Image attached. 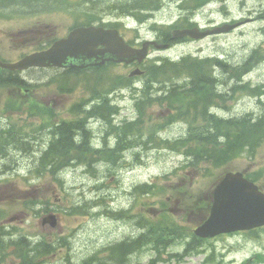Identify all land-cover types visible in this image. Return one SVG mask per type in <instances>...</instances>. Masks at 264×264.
<instances>
[{
    "label": "rangeland",
    "instance_id": "obj_1",
    "mask_svg": "<svg viewBox=\"0 0 264 264\" xmlns=\"http://www.w3.org/2000/svg\"><path fill=\"white\" fill-rule=\"evenodd\" d=\"M144 1L89 0L87 4H83L80 0H66L73 6L54 9L43 20L52 23L61 32L74 18L81 19L72 13L86 10L90 21L103 15L107 23L128 22L126 36L134 39L139 35L143 38L153 36L156 28L167 31L174 27H188L194 24L190 21L192 19L201 25H207L221 23L226 17H248L245 0H230L229 3H225V0ZM259 1L249 0L248 6L255 8ZM126 3L137 6L143 4L140 8L129 10L138 15L140 21L135 15L125 13L130 8ZM187 5H190L189 8H182ZM68 10L72 11L67 13ZM260 18L223 34L191 39L167 49H153L150 60H158L160 64L161 61H179L182 56H187L193 63L204 64L198 71L211 70L215 82H219L216 87L218 94H227L226 99L217 97V101L210 107L211 113L223 117H241L245 114L261 117L264 115V17ZM37 23L38 17L32 15L0 18V51L9 46L10 50L5 52V56L16 61L20 56V52L16 51L26 50L27 47L19 41L27 35L21 32L35 28ZM256 50L259 51L251 61L250 72L244 74L239 81L237 78L230 81L220 70L221 65L215 64L212 67L209 60L218 58L225 64L239 66L246 63ZM153 65V61H150L144 69ZM192 68L194 67L187 66L176 70L169 64L157 73L160 77L158 80H150L155 84L158 82L163 86L169 85L195 71ZM132 70L126 65L112 63L99 70L95 80L56 83L67 87L63 91L53 85L49 87V84L36 86L32 95L18 91L19 87L0 88V127H6L4 124L10 122L15 128H20L25 135L23 145L33 147L34 150H12L9 157H0V227L5 226L7 229L10 235L8 240L25 236L32 244L40 240L55 241L53 252L39 256L41 264H80L84 257L95 250L109 243L115 244L117 241L136 237L143 231L135 218L122 219L117 216L122 209L132 206V214L146 212L153 219L166 218L159 214L168 213L167 222L178 224L182 236L172 240L171 245L164 246L162 255H157L156 249L151 245L143 247L141 254L139 251V254L136 253L130 259L131 264H151V261L154 264H205L212 254L209 264H264L263 227L257 228V231L224 233L200 242L193 251H185L188 242L197 236L193 230L198 226V199L211 191L213 193L214 185L222 174L231 170H261L264 174V144L258 147L254 157L242 155L207 172L204 170L206 167L187 165L180 151L170 148L163 141L158 142L160 137L170 141L183 137L188 125L203 122L200 112L192 113L195 116L191 117L186 112L179 114L178 109L168 108L165 104L149 105L140 116L143 141L117 153L116 156L120 158L114 165L90 155L95 160V167L88 169L81 160L68 164L60 176L63 183L55 180L51 173L39 176L35 171V162L41 156L40 152L49 147H46V142L50 141L47 123L77 122L84 117L79 111L80 107L93 106L98 93L108 94L112 102L117 104L119 113L112 114L108 119L102 116L97 119L94 116L91 117V122L89 118L84 120L87 133L90 129L89 144L96 151L102 148L111 151L116 146L117 138L111 126L138 118L136 99L145 88V73L143 76H131ZM226 79L227 82H224ZM158 90L162 91L163 88ZM158 90L152 88L151 92L156 94ZM49 102L52 104L49 105ZM33 105H36L35 108ZM202 109L200 108L201 112ZM87 121L92 125H88L89 122L86 124ZM78 131L80 134L76 139H84V130ZM150 183L154 185L155 191H151L148 196L140 188L136 190L139 185ZM261 183L264 186V177ZM48 214L56 216V226L43 224V217ZM61 242L68 243L71 247L61 246ZM13 246L15 249L19 248V245ZM15 251L13 247L8 248L4 264L20 263L21 259Z\"/></svg>",
    "mask_w": 264,
    "mask_h": 264
},
{
    "label": "trees",
    "instance_id": "obj_2",
    "mask_svg": "<svg viewBox=\"0 0 264 264\" xmlns=\"http://www.w3.org/2000/svg\"><path fill=\"white\" fill-rule=\"evenodd\" d=\"M126 4L128 5V8L130 7L128 11L131 10V8L137 9L143 6L142 3L138 6L131 3ZM156 8L157 7H154V9ZM96 19L97 17L91 19L89 23L92 24ZM102 25L107 28L116 27V24L110 21ZM209 60L212 62V67L215 66V64L221 65L222 69L220 70H222V73L225 74L226 78L231 79L230 81H233L235 78L239 81L244 74H247L251 70V66L249 67L247 62L240 64L239 66H232L228 63H223V61L218 58H215V60ZM159 62L160 61L153 62L154 65L152 67L147 66L145 69L144 76H147L148 79L146 78L145 88L141 92V96L136 99V106L139 111L138 118L134 121H124V123L112 124L111 130L116 134L117 141L115 143L116 146L113 147L111 151L103 148L98 151L94 150L89 144V134L87 133V127L84 124V120L89 117L96 116L100 118V116H102L104 119H108L112 114L116 115L119 113L117 104L112 102L113 100L111 101L112 98H109L106 94L98 93L97 98H94L96 101L93 106H79V111L80 113H83V118L77 120V122L66 121L62 122L60 125H54L52 131L57 138H54V141L50 146L51 148L43 149V154L41 153V156L35 162L34 168L38 175L40 176L44 175V173H51L54 175L55 180H58L59 182L61 180L63 183L60 176L64 170H66L65 167H67L68 164L81 160L88 169L95 167V164L93 163L95 160L91 159L90 155H93V157H99L101 160L104 159L107 162H112L114 165L115 161L120 158L119 156H116L117 153H121L126 148L131 147L132 144L135 145L136 142L142 140L144 133L142 132V121H140L141 113H144L147 106H152L158 103L165 104L168 108L178 109L179 114L186 112L191 115V117L195 116H193L192 113L200 112L199 116L203 118L202 123H191L188 125L187 131L183 137L177 138L173 141L162 137L158 140L159 143L160 141H163L170 148H175L180 151L185 157L187 165L195 168L206 167L204 170L208 172L211 168H220L221 166L230 163L233 159L242 157V155L250 157L256 156L254 154H256L258 147L264 144V115L261 117H255L251 114H245L241 115V117H223L218 114H212L210 112L212 103L217 101V97L226 99L227 94L224 93V95H221L216 93L217 89L214 84L216 82L212 77L213 73L211 70L198 71L200 70L199 68H201V65L203 67L204 64H200L199 62L193 63L192 60H190V57L187 56H182L179 61H161L160 64ZM169 64H171L176 70L188 66L194 67L192 69L195 71L189 72L184 78L181 76V78H183L181 81L171 82L169 85L165 84V86L158 82L156 83L158 85H156L150 80L153 78H155L154 80H158L160 77L157 73H160L163 69L167 68ZM207 65H209L208 62ZM224 82H227V79L224 80ZM6 83L7 81L3 80V77L0 76V86L5 85ZM12 83L22 89L24 87H29L18 86L22 85V82L16 79V77H13ZM181 86H190V89H178ZM17 87L15 88L17 89ZM172 87H175V89H172ZM152 88H156V90L163 88V90H158V92L154 94L153 92L151 93ZM146 92L147 94H145ZM151 94L152 96L150 97ZM33 106L35 108L36 105ZM200 108H203L202 112L200 111ZM77 129H83L85 131L83 132L84 139H82L80 143L76 142L77 135H75L74 131H77ZM0 133L3 145V154L0 157H9L11 150H8L7 146H9L10 143L20 145V150L29 152L33 150V147H29L26 144L23 145L25 135L20 128L18 129L15 128V126L7 124L6 127L0 129ZM243 171L250 180L257 182L264 190V186L261 183L264 174L261 170ZM219 180H217V182ZM139 188L140 191H143L142 193L145 196H148L151 191H155V187L151 183L150 185H139L136 190H139ZM211 198L212 191L198 199L196 206L198 212L196 221L198 225L205 221L209 216V210L212 204ZM163 206L162 210L164 211L165 208ZM131 210H133L132 206L128 209L124 208L121 210L122 212L120 215L117 216L122 219L135 218L137 224L141 226L140 228L143 231L136 237L117 241L115 244L109 243L106 246L95 250L94 253L84 257L83 262L80 264H131L130 259L132 260L134 256L133 254H139V251L141 254L143 247L151 245L156 249L157 255H162L164 246L170 244V242L172 243V240H175L176 237L182 236V231L178 224L172 225L167 222L168 213L163 212L162 215L159 214L160 216L165 215L167 219L165 217L162 219H153L146 212H139L137 215H134L131 213ZM263 228L260 227V229ZM255 230L257 231L258 229ZM203 241H207V239L194 236L193 240L189 241L186 246V253L197 249L200 242ZM10 243V248L13 247V249L16 250V255L21 259L19 264H41L38 260L39 256L42 254L48 255L55 250V241L40 240L38 243L32 244V242H30L25 236L17 239L12 238ZM13 245H19V248L15 249ZM60 245L63 247H71L70 244L64 242H61ZM17 250L20 251L17 252ZM212 256L213 254L209 256V259L205 264L210 263ZM124 261L128 262L125 263ZM151 264H154V261H151ZM212 264L217 263L215 262Z\"/></svg>",
    "mask_w": 264,
    "mask_h": 264
},
{
    "label": "water",
    "instance_id": "obj_3",
    "mask_svg": "<svg viewBox=\"0 0 264 264\" xmlns=\"http://www.w3.org/2000/svg\"><path fill=\"white\" fill-rule=\"evenodd\" d=\"M236 25L217 26L213 29L199 28L178 29L173 31L176 38L192 36L202 38L214 33L231 31ZM153 43L156 48L166 49L168 44L145 42L142 48L129 45L116 28L103 26H85L74 28L69 36L57 41L50 50L29 54L27 57L12 62H3L0 67L9 70H25L31 66L98 65L114 61L130 63L142 62L148 55V46ZM142 74L135 68L131 75ZM213 203L208 218L194 229V234L201 238H211L223 233L246 231L264 226V191L256 182L250 180L244 172L228 171L215 185ZM43 224L57 225L54 214L43 217Z\"/></svg>",
    "mask_w": 264,
    "mask_h": 264
},
{
    "label": "flooded vegetation",
    "instance_id": "obj_4",
    "mask_svg": "<svg viewBox=\"0 0 264 264\" xmlns=\"http://www.w3.org/2000/svg\"><path fill=\"white\" fill-rule=\"evenodd\" d=\"M89 0H80L83 4H87ZM224 1V0H222ZM230 0H225V3H229ZM249 0H245L246 4V13L248 17H243L241 18H234V17H226L225 20L221 23H213V24H207V25H201L198 22H195L193 19L190 21H193L194 24H191L188 27H178V28H200V30H205V29H213V27L216 26H223L225 24L228 25H236L234 29H237V27L242 26L246 24L248 21L252 20H257L260 17H264V0L259 1V5L255 8L248 6ZM73 6V5H72ZM70 3H67L66 0H0V18L2 17H14V16H26V15H32L33 17H38V23L35 28L33 29H28L26 31L21 32V34H27L24 38H20L21 44L26 47V50H18L16 51L17 53L20 52V56L17 57V60H21L25 57H27L29 54L33 53H39L43 51L50 50V48L57 43V41L62 40V38H66L67 36L70 35V33L73 31L74 28L77 27H85L89 25H97V26H102V24L107 23L106 20L104 19L105 17L103 15H98L96 16L97 19L90 24V19L88 17V12L86 10L77 11L72 13L73 15H77L76 17H81V19H73L72 22H69L68 24L65 25L64 29L61 30V32H58L57 27L53 25L52 23H47L43 20V18H48L50 13L54 9H58L60 7H63L65 9H68L69 7H72ZM80 6V5H79ZM190 6V5H189ZM189 6H182V8H189ZM73 9V8H72ZM79 9V8H78ZM72 10H68L67 13ZM125 13H130L135 15L131 11H127ZM71 16V14L69 13ZM257 15V16H256ZM137 17V20L140 21V18L138 15H135ZM72 17V16H71ZM78 17V18H79ZM116 27L120 32V34L123 36V38L127 41V43L131 46L137 47V48H142L144 46V43L149 41V42H158L161 44H168L169 47L174 44H179L180 42L184 41H189L191 39H196L192 36H183L176 38L173 36V31L177 30L178 28H173L172 30L169 29L167 31L160 30L159 28H156L154 31V35L150 37H142L141 35L137 36L138 38L134 39H128L125 33V30L128 29V22L126 21H120L119 23H115ZM104 26V25H103ZM233 29V30H234ZM223 33H215L214 35H219ZM214 35H209V36H214ZM208 36V37H209ZM21 45V47H23ZM264 48V46L262 45ZM262 48V49H263ZM153 49H158L155 47L153 43H150L148 46V55L145 57V59L142 62H139L137 60H134L133 62L130 63H116L114 61L110 62H105L104 64H98V65H76L75 67L70 66V65H63V66H56V65H51V66H31L28 69L25 70H9L7 68H1L0 67V76L3 77V80H6L7 83L5 85L0 86V88H5L7 87H17L15 86L12 81L13 77H16V79L20 80L22 82V85L18 86H29L27 88H19L18 91H21L24 94H29L32 95L33 91L35 90L34 86H40L41 84L47 85L49 87H57L61 91L66 89L67 87L63 85H57L56 83H64V82H75V81H87V80H95V75L98 76V73L100 72L99 70L108 67L110 64H123L126 65L132 69L135 68H140L142 71V74H138L137 76H143L145 73L144 67L150 62H156L158 60H150V54L153 51ZM2 51H0V59L4 62H12L15 63L16 61L11 60V57L5 56L7 51L10 50V47L8 46L7 48H2ZM162 50V49H158ZM259 50H256L252 56H250V60L247 61L249 64V67L251 66V61H253L258 53ZM133 71V70H132ZM131 71V72H132ZM218 82L215 84V88L217 87ZM190 89V86H181L178 89ZM172 89H175V87H172ZM218 93V92H216ZM33 98V97H31ZM50 103V102H49ZM50 103L49 105H51ZM89 121L91 122V117H89ZM87 121V123L89 122ZM64 121H55L53 124L47 123V126L49 128V136H50V141L46 142V147H50L54 141V138L57 136H54L55 134L53 133L52 129L54 125H60ZM66 122V121H65ZM11 125L10 122L5 123L4 125L7 126ZM46 125V124H45ZM3 126L0 127L2 129ZM75 135L79 133L78 129L77 131H74ZM81 132V129H80ZM90 132V129L88 131V134ZM80 134V133H79ZM82 134V133H81ZM53 138H51L52 136ZM82 140L78 139L76 140L77 143H80ZM80 141V142H79ZM2 138H1V133H0V156L3 154V145H2ZM48 145V146H47ZM21 146L16 144V143H10L9 146H7L8 150H20ZM48 147V148H49ZM12 152V150L10 151ZM8 231L4 227H0V264H4L5 260L8 257V248L10 247L11 243L8 240ZM7 235V236H6ZM6 236V237H4ZM6 239V240H4ZM11 249V248H10Z\"/></svg>",
    "mask_w": 264,
    "mask_h": 264
},
{
    "label": "bare ground",
    "instance_id": "obj_5",
    "mask_svg": "<svg viewBox=\"0 0 264 264\" xmlns=\"http://www.w3.org/2000/svg\"><path fill=\"white\" fill-rule=\"evenodd\" d=\"M256 16H257V15H256ZM93 18H94V17H93ZM260 19H261V18H260ZM263 19H264V18H263ZM257 20H259V19H257ZM255 21H256V20H255ZM263 21H264V20H263ZM262 23H263V22H262ZM256 28H257V27H256ZM252 29H253V28H252ZM258 32H259V31H258ZM252 54H253V53H252ZM252 54H251V55H252ZM247 57H248V56H247ZM246 59H247V58H246ZM248 59H249V58H248ZM249 60H250V59H249ZM244 61H245V59H244ZM203 63H204V62H203ZM203 66H204V65H203ZM201 68H203L202 65H201ZM227 68H228V67H227ZM204 70H205V69H204ZM218 72H219V71H218ZM217 74H218V73H217ZM221 76H222V75H221ZM212 77H214V76H212ZM219 77H220V76H219ZM215 81H216V80H215ZM218 81H219V80H218ZM218 83H219V82H218ZM220 83H221V82H220ZM214 84H215V83H214ZM221 87H222V86H221ZM205 89H206V88H205ZM107 90H108V89H107ZM209 90H210V89H209ZM223 90H224V89H223ZM100 91H101V90H100ZM103 91H105V90H103ZM200 92H201V91H200ZM208 92H209V91H208ZM223 92H224V91H223ZM101 93H102V92H101ZM103 93H104V92H103ZM151 93H152V92H151ZM153 93H154V92H153ZM155 93H156V91H155ZM195 93H196V92H195ZM204 93H205V92H204ZM204 93H203V94H204ZM206 93H207V92H206ZM219 93H221V90H220ZM104 94H105V93H104ZM145 94H147V92H146ZM107 95H108V94H107ZM153 95H154V94H153ZM204 95H205V94H204ZM151 96H152V94L150 95V97H151ZM148 97H149V96H148ZM97 100H98V99H97ZM111 101H112V99H111ZM94 102H95V101H94ZM97 102H98V101H97ZM92 108H93V107H92ZM212 109H213V108H212ZM203 111H204V110H203ZM205 111H206V110H205ZM213 111H216V110H213ZM231 113H232V112H231ZM212 114H213V113H212ZM125 117H126V116H125ZM95 118H97V117H95ZM97 119H98V118H97ZM94 121H95V120H94ZM96 122H97V121H96ZM121 122H122V121H121ZM121 122H120V123H121ZM93 123H94V122H93ZM122 123H123V122H122ZM86 124H87V122H86ZM82 125H83V124H82ZM88 125L91 126L92 123L89 122ZM95 125H96V124H94V126H95ZM94 126H93V127H94ZM95 127H96V126H95ZM95 129H96V128H95ZM78 130H79V129H78ZM91 130H92V129H91ZM82 131H83V129H82ZM92 131H93V130H92ZM97 131H98V130H97ZM44 132H45V131H44ZM83 132H85V131H83ZM40 133H41V132H40ZM45 133H47V132H45ZM45 133H44V134H45ZM44 134H43L42 136H44ZM72 134H73V133H72ZM36 135H37V134H36ZM36 135H34V136H36ZM47 135H48V134H47ZM47 135H46V136H47ZM77 135H78V134H77ZM84 135H85V134H84ZM14 136H15V135H14ZM39 136H40V135H39ZM81 136H82V135H81ZM81 136H80V137H81ZM31 137H32V136H31ZM48 137H49V136H48ZM48 137H47V139H48ZM66 137H67V135H66ZM93 137H94V136H93ZM32 138L34 139V137H32ZM32 138H31V139H32ZM91 138H92V137H91ZM140 138H141V136H140ZM39 139H40V138H39ZM78 139H79V138H78ZM49 140H50V138H49ZM92 140H93V139H92ZM92 140H91V141H92ZM29 141H30V139H29ZM33 141H35V140H33ZM39 141H40V140H39ZM43 142H44V141H43ZM79 142H80V141H79ZM1 143H2V142H1ZM63 143H64V142H63ZM54 145H55V144H54ZM40 146H41V145H40ZM65 146H66V141H65ZM65 146H64V147H65ZM91 146H92V145H91ZM41 147H42V146H41ZM43 147H44V146H43ZM54 147H55V146H54ZM50 148H51V147H50ZM42 149H43V148H42ZM42 149H40V150H42ZM44 149H45V148H44ZM46 149H47V148H46ZM70 149H71V148H70ZM77 149H78V148H77ZM11 150H13V149H11ZM40 150H39V151H40ZM33 151H34V150H33ZM64 151H65V150H64ZM79 151H80V150H79ZM16 152H17V150H16ZM18 152H19V150H18ZM36 152H37V151H36ZM5 153H6V152H5ZM14 153H15V152H14ZM32 153H33V152H32ZM40 153H42V152H40ZM8 154H9V153H8ZM8 154H6V155H8ZM16 154H17V153H16ZM16 154H15V155H16ZM42 154H43V153H42ZM55 154H56V153H55ZM9 155H10V154H9ZM12 155H13V154H12ZM34 155H35V153H34ZM38 155H39V154H38ZM40 155H41V154H40ZM55 156H56V155H55ZM60 156H61V155H60ZM5 157H6V156H5ZM36 157H37V156H36ZM49 157H50V156H49ZM58 157H59V156H58ZM15 158H16V156H15ZM60 158H61V157H60ZM60 158H59V159H60ZM10 159H11V158H10ZM57 159H58V158H57ZM60 160H61V159H60ZM0 161H1V160H0ZM12 161H13V160H12ZM3 162H4V160H3ZM7 162H8V161H7ZM14 163H15V162H14ZM56 163H57V162H56ZM7 164H10V163H7ZM13 165H14V164H13ZM109 169H110V168H109ZM96 180H97V179H96ZM84 209H85V208H84ZM131 212H132V211H131ZM8 235H9V234H8ZM6 236H7V235H6ZM6 236H4V237H6ZM4 240H6V239H4ZM9 241H10V239H9ZM170 243H171V242H170ZM136 245H137V244H136ZM149 249H150V248H149ZM132 251H133V250H132ZM135 252H137V251H135ZM147 254H148V253H147ZM133 255H135V254H133ZM135 256H136V255H135ZM139 259H140V258H139ZM92 261H93V260H92ZM124 262H125V261H124ZM126 262H128V261H126ZM126 262H125V263H126ZM93 263H94V262H93Z\"/></svg>",
    "mask_w": 264,
    "mask_h": 264
}]
</instances>
